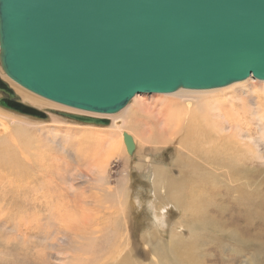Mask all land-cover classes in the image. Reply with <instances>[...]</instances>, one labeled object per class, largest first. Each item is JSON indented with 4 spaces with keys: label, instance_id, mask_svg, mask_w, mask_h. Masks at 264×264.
I'll return each instance as SVG.
<instances>
[{
    "label": "rangeland",
    "instance_id": "374dc122",
    "mask_svg": "<svg viewBox=\"0 0 264 264\" xmlns=\"http://www.w3.org/2000/svg\"><path fill=\"white\" fill-rule=\"evenodd\" d=\"M0 76L13 89L15 94L20 98L21 103L43 111L48 115L46 120H41L0 107V141L6 142L5 150L7 155L10 150L18 155V161H14L11 165L6 164L10 161H0V182L2 183L0 185V264H67L72 258H75L80 246L81 249L83 248L82 252L88 251V255L92 252L94 253L97 249V244L93 236L95 228H98V225L93 218L97 209L101 206L97 200L104 198L112 201L114 199L113 196L108 195L109 193H102L97 190L99 189V185L97 186L96 184H99L100 177H105L107 184L116 191L127 193V199L133 204L127 222L129 223L128 231L133 240L135 251L146 258L147 264H159L160 260L163 259L169 261L170 253L160 251L158 244L168 245L172 239L171 235L172 237L176 234L180 235V237L183 236V240L187 238L186 228L179 226L180 218L184 223L195 224L193 226H196L200 221H197V218H194L189 211L185 213L181 211L186 210L190 199L194 198L197 200L195 195L191 196L192 191L190 186L186 189L185 195H183L184 199L181 201L182 209L176 210L174 206L164 205V203H159L157 209L155 207L152 209L151 207L153 203H156L154 191L158 173L153 176L154 171L156 169L162 170V168H167L176 174L179 166L173 167V162H175L174 159L177 153L181 158L190 159L193 157L192 155H187L190 153H186L177 144L179 139L173 140L176 143H172V138H170L172 135L169 134V129L172 127L167 124V119L172 116L199 114L201 111L210 113L214 105L213 98L209 97L210 99L208 98L205 101L204 97L203 99L200 98L201 100H192L190 96L182 99L173 97L174 103L172 100L170 101L173 104L169 103L168 106H159L157 104H161V100L165 98L168 100L173 95L140 94L134 97L118 113L110 115L90 114L53 103L28 90L26 91V89L7 78L1 66ZM243 83L241 82V84ZM226 88H229V86ZM222 89L225 90V88ZM259 94L258 96L262 100L261 105H263L262 108L264 109V92L261 91ZM25 96L34 98L37 100V103L31 102L29 99L25 100ZM247 101L249 102L247 105L253 107L252 101ZM198 104L201 106L198 107ZM169 107H171V110ZM45 110H57L75 115H87L96 119H106L109 121V124L92 126V124L77 123L57 115H52L49 111ZM161 112L167 113L163 114ZM161 119H164L165 124L163 123L164 121L161 122ZM123 123L132 126L126 132L135 139L137 147L134 152L132 151V155L124 147L105 151L107 155L104 156L105 159L103 161L107 165L103 171L105 172L104 175H101L97 171L96 161H99L98 153L107 146H102V141L97 142L94 137L91 140L89 136L92 134L89 133H93V131L108 133L115 130V128H121ZM252 129L253 140L248 139V136H244L245 140L240 141L238 146L243 151H246L254 144L257 149L259 148L260 151L264 152V135L254 125ZM66 132L74 133H70L72 134L71 139L63 138ZM154 136L161 137V142L159 144H148L146 142L147 139ZM168 139L171 141H168ZM249 140H251V143H246ZM204 148H208V145L207 147L204 145ZM22 149L27 150L25 151L27 153L25 154ZM139 153L141 155L138 156ZM21 155H23L24 159ZM26 158L28 161L25 160ZM232 163L237 171L234 172V175L241 173L244 175L246 173V175H249L254 180L255 186L253 185L250 190L257 195L255 205H259L260 207L257 209L260 213L259 218L249 214L247 212L248 207H244V210H241L240 213H234V216L241 222V227H239L238 233L234 235V239L252 237L254 241H259L261 245L264 242V211L262 210L264 209V161L253 160L247 161L246 164L241 161H232ZM194 165L202 166L201 168L204 170L203 174L206 178L209 168L203 165L201 161H190L189 167L186 168L187 173H194ZM10 170L20 172L21 176H18L20 180L16 177L17 175H11ZM220 172L222 171L213 173L212 176L214 174L219 175L218 173ZM226 182L230 183L227 180ZM103 185L105 186L104 182ZM12 187L17 191H14ZM221 187L220 197L216 194L214 195L218 198L212 197L215 203H218L220 199L228 197L226 194L227 185L225 184ZM202 189L210 193H220L216 189L206 188L205 185ZM92 192L95 194L92 195ZM246 194L248 195L245 197H248L251 193ZM106 195L108 197H105ZM89 196L90 200H88ZM61 198H63V201ZM86 198L88 200V207H81L79 202L81 200L85 201ZM92 198L94 201H92ZM173 198L176 202L178 201V197L174 195L171 196V201ZM47 201H49V204L46 203ZM70 201H73L74 204H70L69 206L68 202ZM76 204L80 206L79 211H77ZM104 207L105 205L103 204L101 208ZM87 210H90L91 213L89 212L88 214ZM232 210H235V208H232ZM232 210L227 211L230 216L234 212ZM58 212H61L63 216L62 224H50V222L55 220L54 215H57ZM72 212L73 214L75 212L77 215L75 217L82 221H79V226H85L83 228L85 232L82 230L85 236L83 232L78 235V233H69L68 231L67 246H55V239L60 237L59 233L64 230L65 219H68L67 224H69V220L71 223ZM210 216L211 218L214 217L213 212L210 213ZM94 222L97 225H95V228L93 227ZM236 222L238 221H235L234 225L237 224ZM122 223L124 227V221ZM74 224L75 221H72L69 225L74 227ZM217 229L218 227L215 228V230ZM87 230H91L92 232L88 231L86 233ZM126 231L127 229L124 228V232ZM150 232L155 234L158 239L147 245L148 237L145 234ZM89 233L93 236H90ZM201 234L211 239L204 240L205 246H198L197 253L190 255L191 260H196L199 264H264V250L254 253L253 248L241 247L232 241L224 239L223 236L220 237V240L219 237H214L209 231L200 230L198 235ZM109 235L110 238H105L106 241L112 238V235ZM143 235H145V240L141 239ZM192 238L193 236L191 237V241H193ZM100 239L103 238L101 237ZM79 243L81 244L79 245ZM261 247L264 248V243ZM73 248L75 249L73 250ZM183 262L186 263L184 260Z\"/></svg>",
    "mask_w": 264,
    "mask_h": 264
},
{
    "label": "water",
    "instance_id": "95a60500",
    "mask_svg": "<svg viewBox=\"0 0 264 264\" xmlns=\"http://www.w3.org/2000/svg\"><path fill=\"white\" fill-rule=\"evenodd\" d=\"M0 64L39 97L103 115L138 94L264 81V0H0ZM0 107L47 119L1 80Z\"/></svg>",
    "mask_w": 264,
    "mask_h": 264
},
{
    "label": "bare ground",
    "instance_id": "6f19581e",
    "mask_svg": "<svg viewBox=\"0 0 264 264\" xmlns=\"http://www.w3.org/2000/svg\"><path fill=\"white\" fill-rule=\"evenodd\" d=\"M0 80L3 81L1 79V76H0ZM3 82H5V81H3ZM241 82H244V83L241 84ZM6 84L8 85V87L10 89H12L8 83H6ZM232 84H230L231 86L228 85L229 88H226L227 86L223 87V88H225V90L222 88L211 89V90L179 89V91L178 90H177V92L175 91L176 93L174 92L171 94H149V95H173V96H170L171 98H169L168 100H166V98L164 100H161L162 103L157 104L159 106H162V105L168 106L169 103H172V102H170L171 100L174 103L173 97H175L176 99H182V98H186V97L190 96V98L192 100L193 99L197 100L200 98L203 99V97H204L205 101H206V99H208L210 97V98H213V101H214L213 102L214 105H213L210 113H206L204 111H201L199 114H189L188 113L189 115L175 116V117L172 116V117H169L167 119V124L172 127L169 129V134L172 135L170 137V138H172V143H176L173 140L179 139L177 144L186 153H190L187 155H192L193 157H191L190 159L189 158H181L180 156H178V153H177V156L174 159L175 162H173L174 163L173 167L179 166V169L176 170V174H174L173 172H171L167 168H162V170H160V169L155 170L154 169L155 171H154L153 176H155V174L158 173V178H156V180H155V184H156L155 191L153 190L154 194H155L156 203L155 204L153 203V205H151V207H152V209L154 207H155V209H157L159 203H164V205L174 206L176 208V210L180 209V208L182 209V202L181 201L184 199L183 195H185L186 189H188V187L190 186L191 191H192L191 196L195 195L197 200L194 198L190 199L186 210H184V211L181 210V211L183 213L189 211L190 214L194 218H197V221L199 220L200 222H198V224L196 226H193L195 224L192 225L191 223L190 224L184 223L183 220H181V218H180L179 226L186 228L187 238L185 240H183V236L180 237V235L176 234L175 236L172 237V235H171L172 239L170 240V242L171 241L172 242L171 243L169 242L170 244L169 243H168V245L158 244L160 251L170 253L169 261L167 259H163V260H160L159 264H199L196 260H191L190 255H194L197 253L198 246L199 247L205 246L204 240H206V239L210 240L211 239L210 237L202 235V234L198 235L200 230L209 231L214 237L220 238L221 236H223L224 239H226L228 241H232L233 243L238 244L241 247H251V248H253L254 253L257 251H260V250H264V248L261 247V245L263 246L264 242L261 243V245H260L259 241H254L252 237H248V238L240 237L238 239H234V235H236L238 233L239 227H241V224H240L241 222L239 219L236 218V216H234V213H240L241 210H244V207H248L247 212L249 214L255 215L259 218L260 213L257 211V209L260 207H259V205H255V199H257V195L255 194V192L252 193L251 192L252 190H250V188H252V186L254 185V180L249 175H246V173H244L245 176L242 173L234 175V172H237V171H236V169L232 163V161H241L242 163H245V164L247 161H253V160L264 161V152L260 151L259 148L257 149V147L254 144H252L250 146V149H247L246 151H243V149L240 146H238L240 144V141L245 140L243 138L244 136L245 137L248 136V139L253 140L252 134H251L252 130H253L252 129L253 125L256 127V129L259 128L261 133L264 135V109L262 108L263 105H261L262 100L258 96V95H260L259 93L261 91L264 92V81L257 80L255 78H253L252 76H250L249 78H247L243 81H240L239 83L235 82ZM219 91H221V92H219ZM214 93H216V94H214ZM217 93H219V94L217 95ZM138 95H140V94H138ZM211 95H214V96H211ZM134 97H137V95H135ZM27 99H29L33 103H37V100H35L34 98H31L29 96H25V100H27ZM19 100H20V98H19ZM247 100L252 101L253 107L247 105L249 103ZM127 104L125 105V107L127 106ZM199 106H201V105L198 104V107ZM155 108H156V106H155ZM169 108L171 110V107H169ZM162 110H164V109H162ZM9 111H11V110H9ZM12 112H14V111H12ZM15 113H17V112H15ZM43 113L48 117V115L45 112H43ZM85 113H90V112H85ZM161 113H163V112H161ZM165 113H167V112H164L163 114H165ZM18 114H20V113H18ZM90 114H95V113H90ZM96 114H98V113H96ZM22 115H24V114H22ZM101 115H103V114H101ZM104 115H110V114H104ZM26 116H28V115H26ZM85 116H87V115H85ZM87 117H89V116H87ZM44 120H46V119H44ZM163 121H164V119H161V122H163ZM163 123L165 124V121ZM92 126H94V125L92 124ZM97 126H100V125H97ZM102 126H104V125H102ZM129 128H132V126L130 124L126 125L125 123H123L121 128H115V130H112L108 133L93 131V133H89V134H92L91 136H89V134L86 133V134H88V136L91 140H92V137H94V139L96 138L97 142L102 141L101 142L102 146L103 145L107 146V147L101 149V151L98 153L99 161H96L97 164L95 163L97 171L101 175H104L105 172H103V171L105 170L106 165H107L103 161L105 159L104 156L107 155L105 151L110 150V149L122 148V147L126 148L128 152H130V151L132 152L133 149H134L133 152L135 151V149L137 147L135 139L126 132V130ZM133 131H128V132H133ZM88 132H92V131H88ZM70 133H73V132H70ZM70 133L69 132L68 133L66 132V134L64 133L65 135L63 136V138L64 139H67V138L71 139L72 134H70ZM173 134H176V135H173ZM251 140L247 141L246 143L250 144ZM142 141L144 142V140H142ZM168 141H171V140L168 139ZM146 142L148 144H151V145H152V143L159 144L161 142V137H158V136L149 137ZM5 144H6V142L0 141V161H10L6 164L11 165V164H13L14 161H18V155L14 154L12 150H10L8 152V155H7L6 154L7 152L5 150V147H6ZM204 145H206V147L208 145V148H204ZM8 146H10V145H8ZM94 146H96V145H94ZM97 146H98V144H97ZM16 147H17V144H16ZM15 149H17V148H15ZM23 150L24 149H22V151ZM25 151H27V150H24V152ZM26 153L27 152H25V154ZM139 155H141V154L139 153L138 156ZM21 156L23 158V155H21ZM25 160L28 161L27 158ZM106 160H107V158H106ZM190 161H196V162L201 161V163H203V165H206L209 168V172H208L206 178L203 174L204 170L201 168L202 166L194 165V167H195L194 173L193 174L187 173L186 168L189 167ZM96 168H95V171H96ZM214 171H216V172L222 171V172L218 173L219 175L214 174L212 176L213 173H216ZM9 172L11 173V175H13V174L17 175L16 177L21 176L20 172H17L14 170H10ZM82 178H83V176H82ZM18 179H19V177H18ZM226 180L229 181L230 183H227ZM103 182L105 183V186L103 185ZM225 184L228 187L226 190V192H227L226 194L228 195V197H226V198L222 197L223 199L219 198L220 199L219 202L215 203L212 200V197L218 198L214 194H216L220 197L221 190H222L221 186H223ZM0 185H2L1 182H0ZM96 185L97 186L99 185V189H97V190H99L102 193H107V194L109 193L108 194L109 196L111 195L114 197V199L112 201H110V200L108 201L104 198L101 200L100 199L97 200V202H100L101 206L99 207L100 209L99 208L97 209V212L94 209L96 214L94 213L95 217L93 219L96 222V224L98 225V228H95L96 224L94 222L93 227L95 228V232H94L95 234L93 236L91 233H89V235L94 237V241L97 244V249H96V251H94V253L92 252L93 254L91 253L88 255V253H87L88 251L82 252L83 248L81 249V246H80L75 258H72L69 261V263H67V264H147L146 258H144L143 255H141L135 251V248L133 246L134 245L133 240L131 239L130 232L128 231V229H129V223L127 222L128 221V215H130L129 212H131L133 204L131 203V201H129L127 199V193H125L124 191L118 192L115 189L111 188L107 184L105 177H100L99 178V184H96ZM204 185L206 186V188H208V189L210 188L212 190L216 189L220 193H218V192H213V193L212 192L211 193L206 192L202 189ZM218 185H220V186H218ZM217 187H220V188H217ZM12 188L14 190V187H12ZM15 188L18 189L17 186H15ZM246 193H251V194L248 197H245L246 195H248ZM76 194H77V192H76ZM76 194H75V196H77ZM94 194L92 192V195H94ZM173 195L175 197H178L177 202L174 200V198L171 201V196H173ZM65 197H67V196H65ZM105 197H108V196L106 195ZM210 197H211V199H209ZM89 198H90V196L88 197V200H90ZM44 199H46V198H44ZM61 199L63 201V198H61ZM262 199H263V197H262ZM57 200H59V199H57ZM88 200L86 198L85 201L81 200V202H79V201L78 202L80 203L81 207L84 206V208H86L85 206L88 205ZM74 201L76 202L75 199H74ZM92 201H94V199ZM46 203L49 204V201H47ZM68 204L70 206V204L73 205L74 203H73V201H70V202H68ZM100 204H96V205L99 206ZM103 204L105 205V207L101 208L103 206ZM76 205H77L76 207L78 208L77 211H79L80 206L78 204H76ZM96 205H95V207H96ZM69 206H68V208H69ZM54 207H58V206H54ZM263 207H264V205H263ZM84 208H82V210H84ZM92 208H94V207H92ZM232 208H235V210H232ZM230 209L232 211H234V212H232V216H230L227 213V211ZM262 210L264 211V209H262ZM87 211H88L87 213L89 214L90 210H87ZM92 212H94V211H92ZM211 212H213V214H214V217H212V218L210 216ZM75 216H77L76 213L74 212V214H73V212H72L71 223H72V221H75L74 227L69 225V224H71L70 220H69V224H67L68 219H65L66 225L64 224V230H62V232H60V233L58 232L60 237H57L55 239L56 240V243L54 244L55 246H60V245L67 246L66 243L68 241L67 240L68 231H69V233L70 232L78 233V235L84 231L83 228L85 226H83V225H82V227L79 226V223H80L79 221H81V220H79ZM62 218H63V216H62L61 212H58L57 215H54L55 220L50 222V224H56V223L62 224V221H63ZM123 221H124V227H123V223H122ZM235 221H238V222H236L237 223L236 225H234ZM77 223H78V225H76ZM90 223H93V222H90ZM87 224H89V223H87ZM99 226H100V228H99ZM159 226H161V225H159ZM90 227H92V226H90ZM90 227H88V228H90ZM162 227H164V225H162ZM216 227H218L217 230H215ZM94 228H92V229H94ZM124 228L127 229L126 232H124ZM229 230H232V231H229ZM88 231L92 232L91 230H87L86 233H88ZM196 231H198V232H196ZM84 232H83V235L85 236ZM109 234L112 235V238L110 240L106 241L105 238L106 239L110 238ZM145 235H147V237H148L147 243H146L147 245L149 243H152L155 239H158V237H156V235L151 233V232L147 233ZM145 235H143L142 237L140 236L141 239L145 240ZM192 236H193V238H192L193 241H191ZM101 237L103 239H100ZM220 240H221V238H220ZM80 244L81 243H79V245ZM74 249L75 248H73V250ZM179 249H181V251H179ZM145 250H146V248H145ZM183 260L186 263H184Z\"/></svg>",
    "mask_w": 264,
    "mask_h": 264
}]
</instances>
